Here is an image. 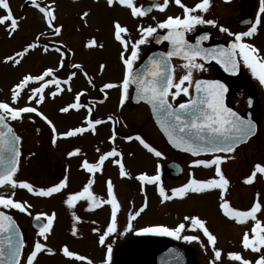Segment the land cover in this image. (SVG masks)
Instances as JSON below:
<instances>
[{
    "label": "snow or ice",
    "instance_id": "6c2138e0",
    "mask_svg": "<svg viewBox=\"0 0 264 264\" xmlns=\"http://www.w3.org/2000/svg\"><path fill=\"white\" fill-rule=\"evenodd\" d=\"M225 2L230 3V0ZM24 3L39 15L43 28L18 50L5 55L0 63H11L13 68H18L37 50L42 56L55 54L56 58L35 72L25 70L19 73L8 89L9 95L0 98V264H38L41 255L58 254L79 264H95L92 258L71 249L67 243L58 248L51 246L48 241L54 232L57 212L39 211L34 214V205L29 200L17 198L18 190H25L36 198L61 195L62 203L69 211L70 234L73 238H83L79 225L88 222L77 213L78 205L85 212L92 213L107 206L110 217L106 227L94 226L91 232L98 234L97 243L105 250L101 264H111L113 245L107 240L112 234H119L121 202L111 176L103 182L106 194L94 190L97 174L103 176L106 163L117 169L119 178L139 182L144 196L142 206L128 213L127 229L133 228L132 221L148 207L147 186L155 187L161 203L216 192L219 212L242 228L237 249L218 247V236L210 230L207 219L198 214L185 215L182 222L174 227L156 225L142 227L139 232L198 242L205 252L211 249L209 264H264V192L255 190L246 207L234 206L227 198L231 182L223 168L227 162L236 159L235 154L241 145L246 146L253 139L260 138L258 125L255 120L245 118V115L225 103L228 89L222 81L194 78L195 72L205 70V62L215 61L225 72L233 74L238 73L243 64L264 85V50L253 42L261 28H264V0H259L254 20L246 21V30L242 31H232L218 19L207 18L213 8V0H194L192 4L185 0H151L147 5L140 0H105L107 10L126 11L136 21L130 27L118 17L110 20L111 37L119 45L120 75L108 79H103L109 67L106 60L98 64L96 75H92L83 62L75 59L76 51L73 47L61 38L65 25L57 22L58 0H24ZM170 5L179 8V14H167ZM0 9L4 10V14H0V28L12 39L22 30L21 22L27 17L16 16L10 0H0ZM91 12V9H87L79 13L83 27L89 26L88 17ZM153 12L164 14L163 18L157 19V16L152 15ZM199 25L217 28L232 38L231 43L227 47H206L204 42L211 39L207 31L192 42L187 34L194 32ZM81 30L80 27L76 28V31ZM160 30H164L165 34H161ZM153 39L158 44L169 42L171 49L153 53L147 56L146 61L138 64L143 46ZM83 47L89 51L104 50L105 44L96 36H91L86 39ZM174 57L182 62L173 64ZM177 68L182 70L179 77L176 75ZM80 76L84 78L87 87L74 90L73 82ZM97 76L101 78L99 84ZM90 89L98 95H91ZM113 90L118 94L115 111L111 114H97L98 106L109 101ZM65 93L70 94V98L57 107V112L64 116L75 113L78 122L62 129L42 106L49 101H56ZM131 100L148 105L154 123L166 138L167 144L192 157L188 161L186 182L166 188L162 179L164 166L161 164L162 160L167 159L166 152L150 142L140 131L120 132L121 126L129 128L125 110ZM248 103L251 104V100ZM37 120L49 129L52 147H57L61 140H75L86 134L99 137L100 129L109 126L107 145L105 139H98L93 158L79 145H71L66 151V157L69 160L75 158L78 170L87 174L86 180L76 189L70 188L71 164L65 165L58 182L47 186H38L27 178H20L22 158L30 159L36 153L29 151L25 156L23 145L26 137L18 131V127L23 128L26 122L36 125ZM34 131L39 135L41 128L35 127ZM118 139L128 144L137 142L156 158L154 172L150 174L148 171H139L133 176L127 166L126 156L134 157L135 152L125 154ZM199 168L212 170L213 174L199 178L194 171ZM261 180H264V159L251 165L242 183L255 186ZM13 210L32 218L36 229L34 238H26L25 231L12 214ZM90 223L98 224L96 220ZM186 228L200 234L182 236ZM201 235L206 238V244ZM171 251L175 252L174 249ZM179 258L180 254L177 253L175 259Z\"/></svg>",
    "mask_w": 264,
    "mask_h": 264
},
{
    "label": "rangeland",
    "instance_id": "374dc122",
    "mask_svg": "<svg viewBox=\"0 0 264 264\" xmlns=\"http://www.w3.org/2000/svg\"><path fill=\"white\" fill-rule=\"evenodd\" d=\"M145 1L148 0H140V2L142 3H144ZM185 2L192 4L194 3V0H185ZM11 3L12 9L16 13V15H24L27 17V19L21 22L22 30L12 39H9L3 29L0 28V60H2L5 55L12 54L13 50H18L24 42L30 41L34 37L36 32L38 30H42L43 28V24L39 18V15L35 12L34 9L25 5L24 0H11ZM214 4L217 10V8L220 7L219 1L217 0L213 3V5ZM231 7V9H225L226 12H223L222 10V12L220 13V17L226 22L230 23L232 27H234V25H236L235 18L238 17V14L235 10H233V6ZM226 8H228V6H226ZM87 9L92 10L90 16L88 17L89 26L83 27V22L79 18V13ZM2 10L3 9H0V11ZM179 12V8L170 5L167 14H179ZM57 13L59 17L57 22L63 23L65 25L64 34L61 38L66 43H68L70 47H73L74 51H76L75 59L79 62H83L86 65L87 70L92 75H96L98 64L106 60L109 64V67L106 70L103 79L119 77V45L115 43L111 37L110 20L113 17H118L123 23H127L130 27H132L136 23V21L131 19L126 11L107 10L105 6V0H58ZM154 14L155 13H153V15ZM163 15L164 14L158 13L156 15L157 19H159V16L163 18ZM208 17L209 16L207 15V18ZM77 27H80L82 30L76 31ZM199 27L205 28L207 27V25H199ZM97 29H99V31H97ZM217 34L223 35L224 33L219 32L217 29ZM91 36H96L98 40H101L105 44V49L92 51L86 50L83 47V44L85 43L86 39L90 38ZM253 42L262 50H264V32H262L261 36H258V38ZM148 46V44L143 46L141 61L145 58L146 47ZM55 58V54L45 57L40 54L39 50H37L29 57H27L22 66L18 68H13L11 63L7 65L0 63V90H2L0 91V98L9 95L8 89L11 83H13L17 79L19 73L25 70H31L35 72L42 66L50 64ZM141 61L138 62V64L141 63ZM173 62L174 64L181 63L180 61L174 60ZM208 72L213 74L215 72V69L205 66L204 71H200L199 74L198 71L194 73V78L197 77V74H207ZM181 74L182 70L180 68H177V77H179ZM100 79L101 78L97 76L98 84L100 83ZM80 87H87L86 82L82 76H80L73 82L74 90H77ZM89 92L93 96L98 95V93L92 91L91 89L89 90ZM117 95V92L113 90L110 93L109 101H107L104 105L98 106L97 114H111L113 111H115ZM69 98L70 94L65 93L63 97H58L56 101H49L42 106V109L46 112V114H48L50 118H52L54 122H56L62 129L66 126H72L73 124L78 122V117L75 113L69 116H64L57 112V107L67 101ZM180 99L185 98L181 97ZM241 100H243V98H241ZM125 116L127 117L129 128L124 129L121 126L119 129L120 132H142L150 142L166 152L167 159L162 160L161 164H164L167 160L170 159L179 160L183 158L181 153L176 152L167 146L165 140L155 127L148 106L146 104L140 103L137 105H132L129 102L126 106ZM35 127L41 128V132L39 135H37L34 131ZM108 129L109 126H103L100 129L99 137H93L90 134H86L84 137L75 140H61L58 142L57 147H52L49 142V129L42 121L37 120L36 125H31L26 122L23 128L18 127V131L26 137L23 145V151L25 153V156L29 151L35 152L36 156L31 157L30 159L22 158L21 171L19 173L20 178H27L30 181L35 182L38 186H47L51 183L58 182V179L62 176L65 165L71 164L70 188L76 189L82 183V173L81 170H78V161L75 158L69 160L66 157V151L69 150L71 145H79L83 148L84 151L89 154L90 158H93L95 156L94 146L97 144L98 139H105V145H107L106 137L109 134ZM118 143L120 144L121 149L124 150L125 154H127V152L129 151L135 152L134 157L126 156L128 165L130 167L129 169L132 171L133 176H135L139 171H148L150 174L154 172V163L156 158L148 154L137 142L128 144L118 139ZM251 147H253V143L250 144L249 148ZM183 159L186 160V163H188V159ZM261 159H264V146L261 147ZM107 173L108 175L110 174L112 178L117 180L118 185L124 182V180H122L121 178H117L119 176L116 168L114 169V167L110 166V169L107 171ZM85 177L86 176L83 175L84 179ZM162 179L166 188L175 187L176 184L180 182H174V180H168L163 177ZM103 182L104 176H102L101 180L97 183V191L100 189L104 192ZM257 189L264 192V183L261 185L258 184ZM127 191L129 193L126 194L128 195V197H125L123 194L122 195L125 200V205L128 206V211L125 210V208H122L123 206L121 204V211L118 214V238L117 240L115 238L113 239L112 234L107 240V242L109 243H112V240L116 241L113 250L116 251L117 257L115 254L113 264H128V255L130 254L133 247L135 248V246L140 242L156 244L165 249L169 255L168 259L171 260L172 258L171 264H176L177 259H175V256L177 253H182V255H184L183 259L186 261L183 264H205V257H202L200 254L194 251L190 253L189 248L187 247L189 246V241H185V245L187 246H183L182 251H180V247L177 245L175 237L157 235L154 233H141L139 232V229L142 227L156 225H166L169 227H174L176 226L177 220L179 219L177 218V210L181 205L187 204L186 208H189L191 206L189 204L194 201V203H197L196 207L199 210L203 209L205 211V206L203 207L202 203L207 205L206 198L208 195L191 196L185 201H178L177 199H174L172 201L161 203L160 197L155 187L147 186L148 207L143 213H141L139 217L132 221L133 228L126 229L128 213L135 209H139L144 201V196L140 191V184L134 179L131 182L130 189H127ZM17 198L29 200V202L34 205V214L35 212L39 211L51 212L54 210L57 212V220L55 222L56 229L54 232V236L51 238V241H48L51 246H56V240L58 238L60 244L67 243L71 249L77 250L81 254L85 252L87 254L89 253L93 255L94 257L91 256L93 260L94 258H96L97 260H100L99 258L102 259L101 255L102 253H105V250L102 246H100L99 248L97 247L98 243L96 242V240L98 239V234L92 233L91 228L94 226H99L101 228L106 227L110 217L109 209L107 206H105L103 210H97L96 212L92 213L85 212L83 207L78 205L76 209L77 213L81 215L85 221L88 222L79 225V228L83 233V238H73L70 234L71 221L69 211L62 203L61 195L57 194L52 198H36L28 194L25 190H18ZM233 200L236 204H239L241 203L243 198L235 196ZM12 213L21 221V223L25 227L26 237L28 239L34 238L35 234L32 233V230L30 228L32 218L27 217L24 214L15 212L14 210ZM179 214L182 213L179 212ZM204 214L206 215V213ZM204 214L203 216H205ZM91 220H96L98 224L92 225L90 223ZM121 233H123V235ZM121 235L123 236L122 238ZM173 249L175 250V252L171 251ZM41 264L70 263H65V261L62 258L60 259V257L57 255L51 257L42 255Z\"/></svg>",
    "mask_w": 264,
    "mask_h": 264
},
{
    "label": "flooded vegetation",
    "instance_id": "af4514ba",
    "mask_svg": "<svg viewBox=\"0 0 264 264\" xmlns=\"http://www.w3.org/2000/svg\"><path fill=\"white\" fill-rule=\"evenodd\" d=\"M216 1L217 0H213V3ZM218 1L220 3V7H218L219 9L217 8V10H216L215 4H214L212 10L207 14L209 16L208 18L218 19L220 23L229 27L230 30H232V31L246 30L247 24L245 22L246 21H253L254 17H255V13L258 11L259 0H258V3H257V0H230V3H226L225 0H218ZM150 2H151V0H148V1H145L144 4L147 5ZM10 4L12 5L11 0H10ZM226 6H228V8H226ZM231 6H233V10H235L236 13L238 14V17L235 18L236 25H234V27H232L230 25V23L226 22L225 20H223L220 17V13L222 12V10H223V12H226L225 9H231L232 8ZM3 12H4V10L0 11V14ZM153 13H155L154 14L155 16L158 14V12H153ZM153 13H152V15H153ZM14 14L16 15L15 12H14ZM160 18H161V16H159V19ZM160 31L162 34L164 33V30H160ZM205 31H207L211 34V39L209 41L204 42V45L206 47H212L215 45H224L225 47H227L231 43V40H232L231 37H229L225 33L223 35L217 34V28H213L211 26H207L205 28H201L198 26L194 32L188 33L187 37L192 42H195L196 37L203 34V32H205ZM262 32H264V28H261L259 34L254 38L253 41H255L258 38V36L260 37ZM148 45L149 46L146 47L145 56L147 54H149L150 52L158 50V49L166 50V48L168 46V42L165 41L163 43L158 44L153 39V40H151L150 43H148ZM174 61H180V60L174 59ZM180 62H182V61H180ZM205 66L214 68L215 72L213 74L208 72L207 74L201 73L200 75H198L200 73V71H198L196 79L204 78V79H212V80H214V79L215 80H221L227 86V89H228V91L225 93V103L229 107L233 108V110L239 112L242 115H245V118H251V119L255 120L257 125H258L260 138L259 139H253L246 146L241 145L238 148L237 153L235 154L236 159L229 161L225 165H223V168L226 172V175L229 177L230 182H231L229 194H228L227 198L233 203L234 206L246 207L250 204V202H251L250 199H252L254 191L257 190V185L258 184L261 185L264 183V180H261L255 186H246L242 183V179H243L244 175L248 174L251 165L254 162L261 160V147L264 146V85H261L259 83V81L252 75L251 71L246 66H244L243 64H241L240 71L238 73H235V74L230 73V72H225L223 67L221 65H219L218 63H216L215 61L205 62ZM241 98H243V100H241ZM249 100H251V104L248 103ZM129 133H131V132H129ZM251 143H253V147L249 148ZM179 153H181V152H179ZM181 155L183 158L188 159V161L192 159V157L188 154L181 153ZM183 158L176 160L183 166L182 176L180 178L174 180V182L180 181L178 184H176V186L186 182V180L188 178V171H189V169L187 168L188 163H186L185 162L186 160H184ZM231 164L233 165V167ZM110 166H112V165L106 163L105 172L103 174L104 180L106 177H108L110 175V174L108 175V173H107V171L110 169ZM127 166L129 167L128 163H127ZM114 169H115V167H114ZM194 171H195L197 177H199V178H207L208 176L213 174L212 170L203 169V168L194 169ZM81 173L87 177V174L83 173L82 171H81ZM82 174H81V182L86 180V177L84 179ZM101 177L102 176L100 174H97V182L94 185L95 191H97V189H98L97 183H98V181L101 180ZM117 178H119V177H117ZM163 178L171 180L167 176H165ZM113 180H114V183L116 184V191L118 194V198H119V200L123 206L122 208H125V210L128 211V206H126L124 203L125 200H124L123 195L125 197L126 196L128 197V195H126L128 193L127 189L128 190L130 189V185H131L132 180L122 179V180H124V182L121 183L120 185H118L116 179L113 178ZM103 185H104V183H103ZM103 188H104V192L99 189L97 191V193L106 194L105 186H103ZM235 196H239V197L243 198L241 203L236 204L234 202L233 198ZM187 199H184V200L177 199V200L178 201H185ZM206 199H207V205L202 203L203 207L205 206L204 207L205 211L203 209L199 210L196 207L197 203H194V201L193 202L191 201L192 203L189 204V205H191L189 208H186L187 204L181 205L177 210V218H179V219L177 220L176 225L178 223L182 222L183 217L185 215H189V214L196 215V214H198L202 218L207 219V221L209 223L210 230H212L214 232V234H216L218 236V244H217L218 247L224 248L226 250L237 249L239 247V243H238L239 242V235L242 231L241 226L236 225L234 222L227 220L219 212L217 193L216 192H212V193L208 194ZM179 212H181L182 214H179ZM204 213H206V215ZM203 214L205 216H203ZM17 220L20 223L22 229L26 233V229L23 226V224L21 223V221L18 218H17ZM55 226H56V224L54 225V232L56 229ZM245 227H247V226H245ZM30 228L32 230V233L35 234L36 229L33 228L32 225L30 226ZM54 232L49 237L50 241H51V238L54 236ZM121 234L123 235V233H121ZM185 234L186 235H193V234H200V233L195 232L189 228H186V230L181 235L183 236ZM122 235H121V238L123 237ZM112 238L113 239L115 238L117 240L118 234H116V235L113 234ZM201 239L204 241L205 244L207 243L206 238L203 237L202 235H201ZM175 240L177 241V245L180 247V251H182L183 246H187V245H185V240H183V239L178 240L176 238H175ZM112 241H113L112 245L114 247L116 241L115 240H112ZM96 242H97V240H96ZM60 245L61 244L59 243L58 238H57L56 246H54V247L58 248ZM97 247L99 248L100 245L97 244ZM187 247L189 248L190 253H192V251H194V252H197L198 254H200L202 257H205V264H209V261L211 259V249L210 248H209L208 252H205L204 249L201 247L200 243H198V242H189V246H187ZM82 254L88 255L90 258H91V256L94 257L93 255H91L89 253L87 254L85 252ZM115 254H116V251L113 250L111 264H113V259L115 258ZM57 256H59L60 259L62 258L65 261V263L78 264V262L68 260L59 254ZM41 257H42V255H41ZM41 257L39 258L38 264H41ZM48 257H51V256H48ZM101 257H102V259L101 258H99V259L102 262L103 259L105 258V253H102ZM116 257H117V254H116ZM183 258H184V255H182V253H180V258L177 260L176 264H183L186 261ZM100 260H97L96 258H94L95 264H101ZM171 263H172V258H171V260H169L168 264H171Z\"/></svg>",
    "mask_w": 264,
    "mask_h": 264
},
{
    "label": "water",
    "instance_id": "95a60500",
    "mask_svg": "<svg viewBox=\"0 0 264 264\" xmlns=\"http://www.w3.org/2000/svg\"><path fill=\"white\" fill-rule=\"evenodd\" d=\"M170 49H171V45L168 42V46H167L166 50L158 49V50H155L153 52H150L147 56L152 55L153 53L165 52V51H168ZM147 56L142 60V62L146 61ZM208 80H212V79H208ZM130 102L132 105L137 104L135 102V100H131ZM148 108H149V106H148ZM149 111H150V109H149ZM151 118L154 122V118L152 116H151ZM154 125L156 126L157 130L160 132L158 126L155 123H154ZM160 134L163 136V134L161 132H160ZM163 138L166 141V138L164 136H163ZM166 143H167V141H166ZM168 146L171 148L170 145H168ZM173 150H175V149H173ZM163 166L164 167L162 170V174L164 176H168L169 178H172V179H178L181 177L182 172H183V171H181V169H183V168L180 165V163L172 160V161L166 162ZM177 166H179V167H177ZM32 224L34 226L33 222H32ZM167 262H168V257H167L166 251L163 248L156 246L154 244H150V243L140 244L128 256V264H167Z\"/></svg>",
    "mask_w": 264,
    "mask_h": 264
}]
</instances>
